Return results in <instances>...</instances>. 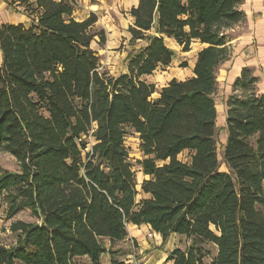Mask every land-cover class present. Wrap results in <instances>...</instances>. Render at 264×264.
Returning a JSON list of instances; mask_svg holds the SVG:
<instances>
[{"label": "trees", "instance_id": "trees-1", "mask_svg": "<svg viewBox=\"0 0 264 264\" xmlns=\"http://www.w3.org/2000/svg\"><path fill=\"white\" fill-rule=\"evenodd\" d=\"M75 1L16 0L31 24L0 26V151L18 166L0 174V196L9 218L28 210L36 220L10 225L15 243L0 245V264H127L116 245L129 225L162 246L178 239L164 264H264V95L248 68L226 100L224 172L215 138L217 69L245 21L243 0H138L127 32L139 48L116 78L91 47L105 43L96 15L76 20ZM165 40L183 53L206 47L190 79L151 99L145 77L175 57ZM129 131L147 178L138 202Z\"/></svg>", "mask_w": 264, "mask_h": 264}, {"label": "rangeland", "instance_id": "rangeland-1", "mask_svg": "<svg viewBox=\"0 0 264 264\" xmlns=\"http://www.w3.org/2000/svg\"><path fill=\"white\" fill-rule=\"evenodd\" d=\"M16 0H0V26L2 24H23L29 25L33 20V16L25 12V10L15 3ZM131 0H76L74 4V18L78 21L86 19L89 14L93 13L97 17V23L94 30L96 32H103L105 37V43L100 47L96 43L92 44V49L97 53L100 59L101 71L108 76L116 78L127 72V56L132 50H137L139 45L134 47L129 44L128 28L132 25V19L129 16V10L131 8ZM241 10L244 12L246 19L243 23L233 27L228 32V37L232 41L239 35H243L249 32L251 26L260 18L264 16V0H243ZM98 41V39H96ZM166 45L176 53L175 61L172 69L159 70L148 78V82L154 84L156 93L151 97L155 99L158 97V92L161 87L167 83L170 73L179 72L178 68H181L182 62L179 53L169 42ZM189 59V58H188ZM176 63H179L176 65ZM168 72V73H167ZM170 72V73H169ZM185 71H183L184 73ZM216 92L214 99L216 108H221L219 98ZM220 119V117H219ZM220 120H218V126L215 129V138L217 142L218 160L220 163V171H226V168L222 164V148H223V129L220 127ZM88 143L89 148L93 144V140L88 137L84 139ZM124 146L129 151L130 164L132 171L135 174V180L137 183V191L139 192L136 197V201H140L143 197L140 193V185L143 180L147 179L141 173V170L136 165L137 161L142 160V154L139 150V140L137 135L132 132H128L124 139ZM178 160L186 161L187 155L183 154L178 156ZM18 166L16 161L8 154L0 151V174L2 172H16ZM21 221L24 223H35L36 220L30 215L28 210L19 212L13 217H8V204L5 196H0V245L11 247L15 243V235L10 231V225L14 222ZM130 236H134L140 244L145 242L149 244L150 249L146 251L144 257L137 255L136 247L129 243L127 246L124 244H117L116 248L123 252H126L130 258L128 259L131 264H144L146 260L150 262L158 261L161 258L164 250L175 246L178 239L174 236L170 238L166 245L162 246L161 243L157 245L154 235L145 227H128ZM106 260V259H105ZM209 261H207L208 263ZM129 264V263H127Z\"/></svg>", "mask_w": 264, "mask_h": 264}, {"label": "crops", "instance_id": "crops-1", "mask_svg": "<svg viewBox=\"0 0 264 264\" xmlns=\"http://www.w3.org/2000/svg\"><path fill=\"white\" fill-rule=\"evenodd\" d=\"M131 2H132L131 8L135 7L138 4V0H131ZM245 19H246V16H245ZM165 41L169 42L174 48L176 47L175 49H177V51H180L179 57L181 61L186 62V65H187L186 68H178L179 72H175L177 69L176 70L173 69V72L171 73L169 72L170 77L167 83L172 79H175L177 81H185L187 79H190L193 76V68L196 62L197 53L206 46L201 45L198 42H194L190 46V51L187 53H183L181 51V48L177 44H175L173 41L171 40H165ZM229 45H230V50H231L230 58L226 62H224L222 65H220L219 68L217 69V91H218L217 97L219 98V101L220 103H222V105H220L221 108L219 109L216 108L217 117L215 121V129L218 126V120H220V124H221L220 127H222L223 129V144L224 145L227 141L226 100L229 96L232 95L233 85L235 81L240 77L241 71L244 68L250 69L253 73V76L258 79L257 91L259 94L264 95V16L258 19L251 26L248 33L239 35L237 38L230 41ZM174 54L176 55L175 52ZM175 58L176 57H174V60L171 63L170 67H168L166 70L172 69L175 61L177 62V59ZM177 64L179 63H176V65ZM183 71L185 72L183 73ZM151 77L152 76L145 77V80L148 82V78H151ZM167 83H165L162 87H164ZM214 102H215V99H214ZM128 227L133 228L135 226L129 225ZM141 227H145V226H141ZM153 235L156 241H158L157 245H159L161 243L160 237L155 234ZM135 239L136 238L134 236H130L129 234L128 240L120 244L125 243V245L127 246L129 243L131 244L132 241L134 240L136 243H138L137 244V255L142 257L144 261L146 259V257H144V254L146 253L148 249H150L149 244H147L146 242L144 244L142 243L140 244ZM174 247L175 246L173 245L172 247L165 249L163 254H161L162 255L161 258L158 261L150 262V260H146L144 264H164V261L166 258V252L171 251ZM126 258H130V256L127 255ZM126 258L123 257L122 259L124 260L125 263L131 264V262L128 259L126 260ZM101 264H110L109 257L104 256L101 260Z\"/></svg>", "mask_w": 264, "mask_h": 264}, {"label": "built area", "instance_id": "built-area-1", "mask_svg": "<svg viewBox=\"0 0 264 264\" xmlns=\"http://www.w3.org/2000/svg\"><path fill=\"white\" fill-rule=\"evenodd\" d=\"M75 3H76V1H75Z\"/></svg>", "mask_w": 264, "mask_h": 264}]
</instances>
